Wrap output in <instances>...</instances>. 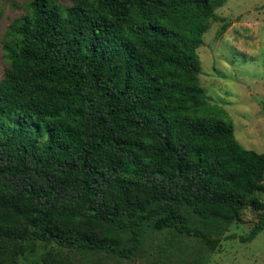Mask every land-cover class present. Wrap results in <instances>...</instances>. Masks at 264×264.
<instances>
[{
	"label": "trees",
	"instance_id": "trees-1",
	"mask_svg": "<svg viewBox=\"0 0 264 264\" xmlns=\"http://www.w3.org/2000/svg\"><path fill=\"white\" fill-rule=\"evenodd\" d=\"M224 1L11 2L23 12L2 40L0 264H178L181 237L214 250L247 208L239 240L264 230V153L237 141L199 78Z\"/></svg>",
	"mask_w": 264,
	"mask_h": 264
},
{
	"label": "rangeland",
	"instance_id": "rangeland-1",
	"mask_svg": "<svg viewBox=\"0 0 264 264\" xmlns=\"http://www.w3.org/2000/svg\"><path fill=\"white\" fill-rule=\"evenodd\" d=\"M12 1L21 5L26 0ZM11 2L0 0V76L6 68L2 58L4 32L23 12ZM215 13L219 20L211 22L197 50L204 95L226 110L234 125L235 138L243 147L264 153V0H225ZM223 23L228 27L219 36L217 31ZM256 218V211L243 210L214 250L205 248L193 237H181L188 257L180 261L176 256L174 260L178 264H264V230L250 242L239 240V236L250 231ZM149 244L151 248L152 234ZM106 264L115 262L108 259ZM117 264L151 263L138 258Z\"/></svg>",
	"mask_w": 264,
	"mask_h": 264
}]
</instances>
